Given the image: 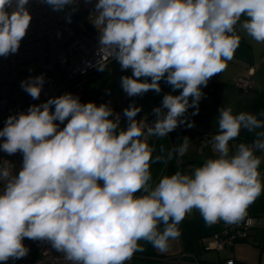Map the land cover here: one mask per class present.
<instances>
[{
	"label": "clouds",
	"instance_id": "obj_1",
	"mask_svg": "<svg viewBox=\"0 0 264 264\" xmlns=\"http://www.w3.org/2000/svg\"><path fill=\"white\" fill-rule=\"evenodd\" d=\"M43 2L63 11L77 0ZM28 3L0 0V56L18 52L32 19ZM66 19L71 21L70 13ZM91 22L99 32L96 69L104 71L109 60L130 69L131 76L121 77L129 97L159 93L162 79L181 91L164 95L151 125L137 120L141 108L131 105L122 128L109 105L81 103L71 93L10 115L0 129V150L20 152L23 162L17 174L11 162L0 161V262L5 264L28 254L25 238L47 241L68 264H126L143 251L141 241L165 251L194 209L209 226L239 224L264 194L256 154L264 153V119L255 114L220 107L214 156L155 184L151 165L183 156L188 138L166 155L161 147L153 156L155 148L147 142L185 124L189 108L198 114L202 87L227 67L240 44L237 25L264 43V0H97ZM44 83L43 75L29 77L21 88L36 100ZM242 130L255 138L231 149L230 141Z\"/></svg>",
	"mask_w": 264,
	"mask_h": 264
},
{
	"label": "built area",
	"instance_id": "obj_2",
	"mask_svg": "<svg viewBox=\"0 0 264 264\" xmlns=\"http://www.w3.org/2000/svg\"><path fill=\"white\" fill-rule=\"evenodd\" d=\"M96 2L97 0L91 2L77 0L74 6L67 7L63 11H53L43 0H29L26 8L32 19L18 52L7 57L0 56V129H3L10 115L27 112L29 106L42 104L50 98L71 93L82 100L97 70L95 64L99 59L97 55L99 32L91 23ZM69 13L70 22L66 19ZM83 24L87 27L84 28ZM252 74L253 69L249 68L244 75L237 76L233 80L234 88L243 92L249 91L252 87ZM39 75L44 76L45 83L39 99L34 100L21 88V81ZM136 97H129L125 93V105L112 109L114 114H119L122 128H126L128 124L124 110L131 105L136 106L134 102ZM96 105L99 106L101 103ZM136 119H145L151 125L156 116H149L140 111ZM66 123L67 121L60 127L63 128ZM186 131L195 138L199 149L206 148L217 132L210 127L195 124L193 127L186 125ZM149 140L150 138L147 142ZM180 144L178 143L176 147ZM186 154L187 152L183 156L176 155L175 159L178 169L185 173L196 167L193 162L184 159ZM4 160L11 162L13 171L18 174L22 167V154L17 152L8 155L0 150V161ZM2 191L3 182H0V192ZM254 225L255 216L248 214L239 224L229 225L220 221L219 229L210 235L204 249L219 251L237 242L248 241ZM23 243L29 249L28 254L18 260L9 259L6 264H68L63 253L53 249L47 241L25 238ZM256 244L259 245L257 242ZM137 255L138 253H135L133 257ZM194 262L199 264L197 260ZM220 264H235V261L233 258H228Z\"/></svg>",
	"mask_w": 264,
	"mask_h": 264
},
{
	"label": "crops",
	"instance_id": "obj_3",
	"mask_svg": "<svg viewBox=\"0 0 264 264\" xmlns=\"http://www.w3.org/2000/svg\"><path fill=\"white\" fill-rule=\"evenodd\" d=\"M236 30L237 34L240 36V44L235 50L233 58L227 62V67L231 68V70H229L226 78L230 79L231 85H233V80L237 76L244 75L249 68L253 69V74L252 87L247 92H241L239 98L232 100V106L236 108L242 105L245 100L253 99L254 111L258 116L264 119V116H261L255 109L257 108L256 105L259 99L264 97L262 96L264 95V43L256 42L248 36L239 25H237ZM214 81L217 80L210 78V82ZM89 85L90 84H88V86ZM88 86L81 100L82 103H85V97L89 93H87ZM176 91L177 92L172 95H179L180 91ZM161 105L154 108L161 107ZM140 108L142 113L149 116L154 115V108L151 110V113H145L143 108ZM193 109L194 108H189L185 114L187 118L186 123L178 126L166 136L169 141V150L176 147L178 143H182L185 137L188 138V144L190 142L193 144L196 143L195 138L190 136L186 131V125L190 121L191 111ZM203 114L200 125L212 127L218 120V115H216L218 113L214 112L213 108H210V106H206L203 110ZM154 138L155 137H151L150 140L154 141ZM239 143L240 141L237 139L230 141V148L234 150ZM209 145L207 147H209ZM261 154L264 155V153ZM213 156L214 153H211V157ZM184 159L193 162L196 167L201 166L205 161L203 154L193 153L189 146ZM259 170L262 174V180H264V163L260 165ZM247 214L255 216V225L249 233L248 241L237 242L233 246L219 251L205 250L204 245L208 242L210 235L219 229V222L211 226L207 225L199 211L194 209L179 225L181 234L177 238L169 240L168 247L165 251H160L150 243L141 241L143 251H139L140 253L134 257L140 258L144 260V262L133 260L134 257H132L129 261H126V264H195V260H197L199 264H220L228 258H233L235 264H264V194L258 197L255 202L249 206ZM256 242L259 245H257Z\"/></svg>",
	"mask_w": 264,
	"mask_h": 264
},
{
	"label": "rangeland",
	"instance_id": "obj_4",
	"mask_svg": "<svg viewBox=\"0 0 264 264\" xmlns=\"http://www.w3.org/2000/svg\"><path fill=\"white\" fill-rule=\"evenodd\" d=\"M83 27L86 28L87 25L83 24ZM229 70H231V68L226 67L221 73L216 74L212 77V79L217 80L214 81L215 83H228L225 86V89H223V92L217 94L215 98H212L208 102V106H210V108H213L214 112H217L218 114V110L222 106H231L233 108L232 100L239 98V94L241 93L239 90L234 88L233 85H231L230 79L226 78ZM131 75L132 72L130 69L122 70L120 64L117 61L111 60L104 71H95L93 80L91 81V83H89L90 85L88 86L89 88L87 93H89L85 97V103L96 102L107 104L112 109L123 107L125 105L126 99L125 92L121 87V77ZM149 82H151L150 79ZM159 83L161 87V91L159 93H156L153 90H149L143 95H138L137 98L134 99L136 105L138 107H142L145 113H151V110L154 107L161 105L165 94H174L175 92H177L173 91L171 86L168 85L165 80L162 79ZM256 106L257 108L255 109L259 114L264 112V97H262V99H259ZM233 109H237V107ZM188 146L193 153L203 154L205 160L211 158V153H213L212 142L209 147L204 149H199L197 143L193 144L190 142ZM256 154L261 157L262 163H264V155L258 152ZM133 260L144 262V260L136 257H134Z\"/></svg>",
	"mask_w": 264,
	"mask_h": 264
},
{
	"label": "trees",
	"instance_id": "obj_5",
	"mask_svg": "<svg viewBox=\"0 0 264 264\" xmlns=\"http://www.w3.org/2000/svg\"><path fill=\"white\" fill-rule=\"evenodd\" d=\"M227 85V83H214V82H208L206 87H202V92L204 93V98L202 100H200L199 102V112L197 115H192V113L195 111V109H193L191 111V116H190V121L194 122L195 125H200V122L202 120L203 117V110L206 108V106H208V102L212 99L215 98V96L217 94H220L221 92H223V89H225V86ZM238 90V89H237ZM181 91V90H179ZM240 92H243L241 90H239ZM191 102V101H190ZM253 99H247L245 100V102L238 106L237 109H234L233 112L235 114H238L240 112H247V113H252L257 115V113L254 111L253 109ZM258 116V115H257ZM258 118L262 119L260 116H258ZM203 126V125H201ZM208 127V126H206ZM212 129H214L215 131L218 130V120L212 125V127H210ZM255 138L253 133H249L246 130H242L239 137L237 138L238 141L240 142H244V143H251L253 141V139ZM149 145L155 148V152L153 153V156L155 155H159L161 154L160 150L161 147H163L165 149V155L166 152L170 149L169 146V141L167 137H163V138H154V141L149 142ZM176 159V155L173 156V158L169 161L165 162H159V163H153L151 165V172H152V183L155 184L159 181V179L162 176L165 175H171L176 171H180L178 169V166L175 162ZM190 162V161H187ZM139 195V193H138ZM250 215V214H248ZM162 225H161V230H162ZM136 253H140V252H136Z\"/></svg>",
	"mask_w": 264,
	"mask_h": 264
}]
</instances>
